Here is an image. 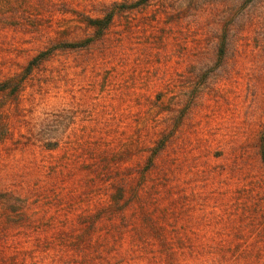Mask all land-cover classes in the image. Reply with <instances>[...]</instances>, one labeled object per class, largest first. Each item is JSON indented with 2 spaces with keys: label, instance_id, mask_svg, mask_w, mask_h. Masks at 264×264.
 Instances as JSON below:
<instances>
[{
  "label": "rangeland",
  "instance_id": "rangeland-1",
  "mask_svg": "<svg viewBox=\"0 0 264 264\" xmlns=\"http://www.w3.org/2000/svg\"><path fill=\"white\" fill-rule=\"evenodd\" d=\"M0 86V264H264V0H0Z\"/></svg>",
  "mask_w": 264,
  "mask_h": 264
},
{
  "label": "trees",
  "instance_id": "trees-1",
  "mask_svg": "<svg viewBox=\"0 0 264 264\" xmlns=\"http://www.w3.org/2000/svg\"><path fill=\"white\" fill-rule=\"evenodd\" d=\"M141 1H146V0H141ZM137 4H139V1L131 5L133 7V6H136ZM112 15H113L112 13H108L103 18H93V19L88 18L87 23L88 25L92 26L95 29V32L98 35L108 25V22L110 21V18L112 17ZM0 89H1V86H0ZM261 157L264 162V145L261 151Z\"/></svg>",
  "mask_w": 264,
  "mask_h": 264
}]
</instances>
